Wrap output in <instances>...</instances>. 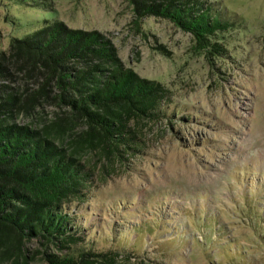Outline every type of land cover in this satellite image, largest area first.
<instances>
[{"label":"rangeland","instance_id":"rangeland-1","mask_svg":"<svg viewBox=\"0 0 264 264\" xmlns=\"http://www.w3.org/2000/svg\"><path fill=\"white\" fill-rule=\"evenodd\" d=\"M202 1L232 24L211 38L220 54L130 0H0V51L58 21L103 33L124 68L167 92L163 117L130 121L133 144L84 157L76 244L28 241V264L80 250L108 264H264V0Z\"/></svg>","mask_w":264,"mask_h":264},{"label":"trees","instance_id":"trees-1","mask_svg":"<svg viewBox=\"0 0 264 264\" xmlns=\"http://www.w3.org/2000/svg\"><path fill=\"white\" fill-rule=\"evenodd\" d=\"M130 2L138 18H165L208 54L223 51L211 38L232 24L206 1ZM121 64L103 33L58 21L13 37L9 54L0 51V260L28 264V241L76 244L71 206L88 199L93 178L84 157L110 160L133 144L130 121L165 115L163 86ZM45 255L47 264H108L109 258L86 250Z\"/></svg>","mask_w":264,"mask_h":264}]
</instances>
